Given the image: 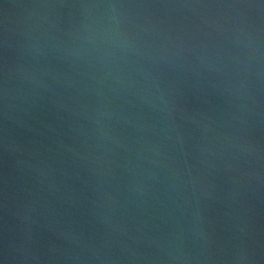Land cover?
<instances>
[{
	"label": "water",
	"instance_id": "water-1",
	"mask_svg": "<svg viewBox=\"0 0 264 264\" xmlns=\"http://www.w3.org/2000/svg\"><path fill=\"white\" fill-rule=\"evenodd\" d=\"M0 264H264V0H0Z\"/></svg>",
	"mask_w": 264,
	"mask_h": 264
}]
</instances>
